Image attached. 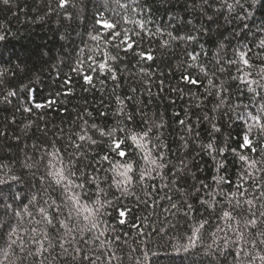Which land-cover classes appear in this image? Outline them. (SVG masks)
Masks as SVG:
<instances>
[{
	"label": "snow or ice",
	"instance_id": "1",
	"mask_svg": "<svg viewBox=\"0 0 264 264\" xmlns=\"http://www.w3.org/2000/svg\"><path fill=\"white\" fill-rule=\"evenodd\" d=\"M187 2V15L198 20L170 16L167 24H156L147 0H103L88 33L92 44L75 52L71 71L82 91L104 92L99 115L113 119L99 123L85 107L67 128L63 121L40 128L42 136L31 152H25L22 163L16 161L37 178L35 190L23 174H17L9 157H0V193L9 189L6 197L0 195V264H124L122 245L128 247V259L134 264H154L153 258L161 254L150 246L155 237L163 241L158 248L171 250L167 255L190 254L203 246L223 256L222 264H264V37L255 52L250 45L229 41L218 44L211 54L200 41L217 16L239 22L240 32H233L234 38L251 32L250 9L257 3L264 8V0ZM44 5L49 13L72 20L77 0H44ZM19 7L17 0H0V8L12 15ZM258 32H264V25ZM7 35L0 25V41ZM166 52H179L175 67L179 84L172 91L181 99L187 97L184 118L174 113L180 147L197 144L200 152L212 157L217 175L211 184H187L192 176L190 160L178 157L173 163L168 157L164 132L170 125L164 113L149 107L155 73L148 69ZM137 67L138 72H129ZM15 75L16 69L0 70V104L13 105L15 99V107L39 114L40 120H46L49 111H68L57 105L66 103L61 97L74 95L71 76L63 81L64 91L40 100L35 84L17 87ZM122 78L132 80L124 94L118 91ZM108 81L112 88L105 92ZM159 83L163 91L165 82ZM233 87L247 103L233 104ZM190 113L196 115L194 121ZM224 117L238 128L235 147L231 133L223 145L217 143ZM33 123L24 125L25 134ZM204 124L207 142L201 140ZM0 136H6V130H0ZM229 151L235 179L219 174L226 168L225 160L217 156L223 158ZM15 184L27 186L30 194H23L24 187L11 192ZM129 197L137 207L152 211L129 223L132 209L121 206ZM157 208L164 219L147 230ZM172 217L183 220V225L171 222ZM124 225L134 233L118 227ZM137 252L140 255L134 256Z\"/></svg>",
	"mask_w": 264,
	"mask_h": 264
},
{
	"label": "trees",
	"instance_id": "2",
	"mask_svg": "<svg viewBox=\"0 0 264 264\" xmlns=\"http://www.w3.org/2000/svg\"><path fill=\"white\" fill-rule=\"evenodd\" d=\"M17 2L20 7L13 9L15 15L0 8V25H4L8 31L7 39L0 41V70L16 69L14 77L16 86L23 87L24 85L35 84L37 98L40 100L54 95L57 91H64L62 84L68 76L72 77L75 89L74 95L66 98L61 97V99L66 100L65 104L57 105V108L67 107L68 111L64 113L49 111L46 120H40L39 114L24 113L22 109L15 107V99L13 105L5 107L0 104V130H6V136H0V157H9L17 174H23L25 180L33 185V190H35L37 178L32 177L27 170L21 168L19 163L23 162L25 152L28 151L30 153L32 145L37 143L42 136L40 128H43L46 123L49 128H52L53 123L60 125L62 121L64 122L63 126L67 128L72 123L76 113L85 107L93 111L96 121L99 123H105L113 119L111 115L107 118L99 115V111L103 107L100 102L104 98V92L99 90L82 91L79 84L76 83L78 79L76 74L71 71L75 52L85 45L92 44L88 33L94 23V14L103 3V0H77V7L74 10L75 15L72 20L49 13L44 5V0H17ZM147 4L153 10L152 19L156 24H167L170 16L176 18L187 16L188 19L198 20V18L187 15V0H166V2L165 0H147ZM250 10L253 12V16L249 20L252 30L251 32L246 30V35L241 34L236 38L233 37V32H240L241 26L239 22L235 20L229 21L225 16H217L214 23L207 25L211 29L209 34L200 37L205 50L214 54L218 44H228L230 41L232 45H235L239 41L252 46L254 52L257 51L255 45L259 43L260 38L264 37V32H258L260 26L264 25V8L261 7L260 3H257L255 8ZM253 33L257 34L253 35ZM224 37H228V40L225 41ZM178 58L179 52H166L148 69L155 73L153 77L155 83L152 85L153 103L149 107L153 112L164 113V120L167 125H170L164 132V138L169 145L168 157L173 163L178 162V157L190 160L192 176L189 177L187 184L191 185L198 181L211 184L213 183V177L217 175L215 162L212 157L200 152L197 144H191L189 149L180 147L179 126L175 123L178 118L174 113L178 112L181 114L179 118H184L183 113L188 104L187 97L181 99L176 92L172 91V88L179 84V73L175 72ZM17 65H19L18 69L16 68ZM129 72H138V67L130 68ZM129 72H125V77L129 75ZM170 72L173 74L170 75ZM133 79H138V77L134 76ZM161 80L165 82L163 91L160 90L159 82ZM225 80H227V75H225ZM130 83H132V80L125 81L122 78L121 88L118 91L124 94L127 92ZM97 88H100L98 82ZM111 88L112 82L108 81L104 91L110 92ZM193 90L195 91V89ZM200 91H203V89H200ZM231 95L233 104L247 103V98L239 96L235 87L231 89ZM143 98L145 101L148 99L147 95ZM104 110L109 111V109ZM192 112H197V110L193 108ZM199 114L202 115V113ZM191 118L194 121L196 115L191 114ZM30 120L34 123L32 128L25 134L23 131L24 125ZM220 125L223 135L217 134V143L223 145L231 133L234 138L231 146L235 147V133L238 128L227 117L220 121ZM207 128L206 124L200 127L201 140L203 142H207L208 139ZM47 138L50 140L52 137L49 135ZM186 153H189V155L186 156ZM220 159L225 160L226 170L221 169L219 174L235 179L236 167L233 164L231 152H226L223 158L217 156V160ZM16 161H19V163H16ZM5 162L7 163L8 161ZM21 187H24L23 194H30L27 186L22 184L13 185L11 192L15 193ZM105 187L107 186L105 185ZM8 192L9 189L5 187L4 192L0 193V195L6 197ZM162 203L166 205L167 201H162ZM124 204H127L132 209V212L127 217L129 223L136 216L143 217L152 211L151 209H145L143 205L137 207L132 197L122 200L121 206ZM109 211H112V209H109ZM117 214L113 212V215ZM109 219L111 220V217ZM163 219L162 209L157 208L156 214L150 217L149 229L147 230L154 226L158 227ZM112 222L115 223L114 220ZM171 222L183 225V220H178L176 217H172ZM118 227L123 228L124 231L134 233V230L128 228L127 225ZM167 239L168 237H165V240ZM129 243H132L131 239H129ZM161 243L163 241L159 237H155L150 241V246L153 249H158L161 253L158 257L153 258L154 264H173V262L174 264H222L224 259L223 256L207 252L203 246L193 249L190 254L167 255L165 253L171 250L162 247L158 248ZM206 243H211V240L206 239ZM121 247L122 252L120 254L124 257V264H134V261L128 259V247L123 245ZM133 255L139 256L140 253L137 252ZM228 259L231 260V257H228Z\"/></svg>",
	"mask_w": 264,
	"mask_h": 264
}]
</instances>
